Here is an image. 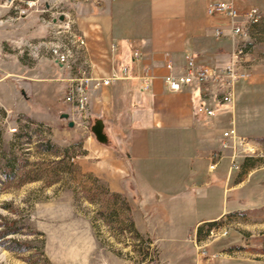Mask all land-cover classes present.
I'll return each instance as SVG.
<instances>
[{
	"label": "rangeland",
	"instance_id": "374dc122",
	"mask_svg": "<svg viewBox=\"0 0 264 264\" xmlns=\"http://www.w3.org/2000/svg\"><path fill=\"white\" fill-rule=\"evenodd\" d=\"M239 1L244 7L258 5L263 18L236 41L250 78L236 85L234 103L217 109L232 113L227 127H235L237 137L224 146L222 136L220 144L232 150L233 171L237 163L248 162L238 168L247 183L203 212L204 217L223 210L226 215L188 232L190 264H264V0ZM212 20L230 25L226 14ZM7 24L0 25V264H148L150 258L166 264L158 242L150 235L139 241L127 227L133 218L126 204L132 208L137 200L115 196L111 188L121 181L119 169L109 164L117 158L100 149L105 144L91 131L101 117L92 110L88 122L82 120L65 100L68 84L61 79H32L46 58L30 59L12 40L2 39ZM63 70L62 78L69 75ZM240 125L259 134L243 135ZM113 143L109 136L106 145Z\"/></svg>",
	"mask_w": 264,
	"mask_h": 264
},
{
	"label": "crops",
	"instance_id": "0c3cea01",
	"mask_svg": "<svg viewBox=\"0 0 264 264\" xmlns=\"http://www.w3.org/2000/svg\"><path fill=\"white\" fill-rule=\"evenodd\" d=\"M210 1L104 0L100 6L84 2L70 6L78 28L87 37L94 72L108 77L114 70L120 72L123 65L129 67V78L113 80L93 91L92 110L103 120L108 139L114 138L112 145L100 147L117 158L109 164L119 169L121 181L112 182L111 188L137 200L132 204L134 223L143 235L159 243L166 264H190L186 258L188 232L226 215L225 210L209 217L203 212L226 192L247 183L241 180L245 175L238 168L242 163L245 168L248 162L237 163L233 171L232 150H224L220 144L232 113L226 107L217 110L215 118L195 112L198 105L218 106V86L192 83L171 91L164 81L171 72L167 62L171 61L175 74L181 73L188 54L198 66L223 67L230 59L233 40L229 26L213 22V15L207 13ZM4 12L14 16L1 4L0 13ZM222 26L225 34L219 37L215 31ZM47 31L39 13L34 12L8 23L2 39L32 40ZM135 50L140 51L137 57ZM62 71L46 58L37 64L32 79L41 76L53 83L61 79L66 85L68 75L62 78ZM145 76L150 86L143 91ZM238 113L236 110L237 119ZM238 128L243 135L259 134L254 128ZM212 162L217 163L214 169L209 168Z\"/></svg>",
	"mask_w": 264,
	"mask_h": 264
},
{
	"label": "built area",
	"instance_id": "2783aa9c",
	"mask_svg": "<svg viewBox=\"0 0 264 264\" xmlns=\"http://www.w3.org/2000/svg\"><path fill=\"white\" fill-rule=\"evenodd\" d=\"M104 0H6L4 7L9 8V12L14 16L0 17V25L11 23L22 17L39 13L40 21L47 26V34L37 39L19 38L12 40L16 46L20 47V53L30 59L51 58L60 68L69 71L67 76L68 88L65 100H68L76 109L79 117L86 123L92 112L91 95L98 87L109 85L113 80L129 78V67L121 66V71L116 70L108 77H96L91 54L88 49V41L85 33L81 31L74 19L70 6L80 2L101 5ZM210 15L226 14L230 17L229 33L233 40L230 59L223 67L211 65L198 66L195 64L192 55H186V67L181 73H174V66L168 61L166 66L171 70L164 81L171 91L182 90L184 86L192 83L207 85L215 84L220 90L217 99L218 106L225 103H234V91L239 81H246L250 78L244 60V49L237 46L235 40L238 36L246 37L250 35V29L262 20V11L258 5H248L242 7L239 0H212L207 7ZM224 27L216 28L215 33L221 37L225 33ZM114 48V47H113ZM140 51L135 50V56H139ZM142 90L149 89V77L145 76L142 81ZM217 107L198 105L195 112L205 114L215 118ZM236 128L229 127L223 134V145L227 146L228 138L235 139ZM240 138V137H239ZM241 142L246 143L247 137L242 136ZM216 162L210 164L213 169ZM237 166V165H236Z\"/></svg>",
	"mask_w": 264,
	"mask_h": 264
},
{
	"label": "water",
	"instance_id": "95a60500",
	"mask_svg": "<svg viewBox=\"0 0 264 264\" xmlns=\"http://www.w3.org/2000/svg\"><path fill=\"white\" fill-rule=\"evenodd\" d=\"M62 116L64 118L69 117L68 113H63ZM69 125L73 126L74 125V121H69ZM91 131H93V133L95 134L96 138L98 141L102 142V143H107L108 141V137L107 134L104 131V122L102 119H98L92 126H91Z\"/></svg>",
	"mask_w": 264,
	"mask_h": 264
},
{
	"label": "trees",
	"instance_id": "16d2710c",
	"mask_svg": "<svg viewBox=\"0 0 264 264\" xmlns=\"http://www.w3.org/2000/svg\"><path fill=\"white\" fill-rule=\"evenodd\" d=\"M114 194H115V196L119 197L122 193L114 192ZM126 206H127V209H129L130 211L132 210L130 205L126 204ZM117 214H118V210L115 212V215H117ZM132 218H133V216H132ZM128 225H129V226H127L128 229L130 230V232H132V234H134V237H136L137 240L140 241L142 238H144L143 234L138 230L136 224L134 223V219H131L130 224H128ZM125 229H127V228H125ZM150 260L155 262V260L153 258H150Z\"/></svg>",
	"mask_w": 264,
	"mask_h": 264
}]
</instances>
